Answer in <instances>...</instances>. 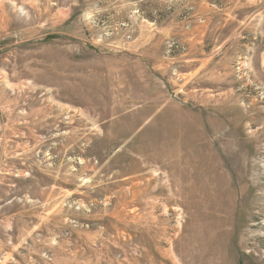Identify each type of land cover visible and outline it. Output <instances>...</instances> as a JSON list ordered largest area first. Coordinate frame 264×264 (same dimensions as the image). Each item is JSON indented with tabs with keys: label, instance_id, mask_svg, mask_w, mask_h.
Returning a JSON list of instances; mask_svg holds the SVG:
<instances>
[{
	"label": "rangeland",
	"instance_id": "1",
	"mask_svg": "<svg viewBox=\"0 0 264 264\" xmlns=\"http://www.w3.org/2000/svg\"><path fill=\"white\" fill-rule=\"evenodd\" d=\"M0 264H264V0H0Z\"/></svg>",
	"mask_w": 264,
	"mask_h": 264
}]
</instances>
